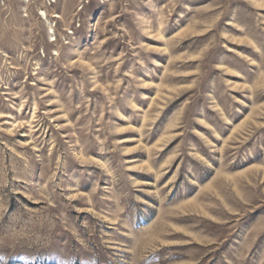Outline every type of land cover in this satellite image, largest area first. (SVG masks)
<instances>
[{
    "label": "rangeland",
    "instance_id": "rangeland-1",
    "mask_svg": "<svg viewBox=\"0 0 264 264\" xmlns=\"http://www.w3.org/2000/svg\"><path fill=\"white\" fill-rule=\"evenodd\" d=\"M0 264H264V0H0Z\"/></svg>",
    "mask_w": 264,
    "mask_h": 264
}]
</instances>
